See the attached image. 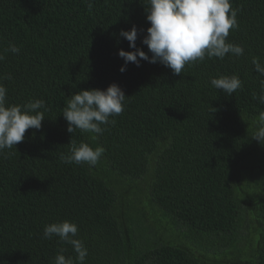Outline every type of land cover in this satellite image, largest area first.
<instances>
[{
    "label": "trees",
    "instance_id": "1",
    "mask_svg": "<svg viewBox=\"0 0 264 264\" xmlns=\"http://www.w3.org/2000/svg\"><path fill=\"white\" fill-rule=\"evenodd\" d=\"M91 2L89 10V0H0V83L7 104L43 99L48 108L41 129H29L16 148L5 149L10 155H0V264H55L60 249L75 258L58 236L43 237L46 225L63 221L78 225L75 239L88 249L85 264H230L227 256L178 242V234L176 244H151V237L138 242L133 213L139 211L128 202L127 188L118 192L119 182L142 179L151 162L152 207L182 223L190 237L233 243L246 206L263 225L252 264H264V145L253 140L264 111L258 99L264 76L253 64L258 59L264 66V0H232L238 27L226 42L242 46L243 55L205 57L179 76L143 60L120 71L119 51H134L122 30L135 26L137 48L152 55L142 43L151 27L149 0ZM11 44L20 52H10ZM234 74L242 88L230 96L210 83ZM114 83L128 98L123 113L110 117L115 125H101L102 135L69 133L66 100ZM71 141L102 146L105 153L95 166L64 163Z\"/></svg>",
    "mask_w": 264,
    "mask_h": 264
},
{
    "label": "clouds",
    "instance_id": "2",
    "mask_svg": "<svg viewBox=\"0 0 264 264\" xmlns=\"http://www.w3.org/2000/svg\"><path fill=\"white\" fill-rule=\"evenodd\" d=\"M149 4L146 12L151 27L147 29L148 34L142 43L152 55L149 57L148 53L137 48L138 29L135 26L130 31L122 30L120 36L134 49L119 51V56L125 61V66L120 69L122 73L127 70L128 63H135L139 67L143 60L153 64L159 62L179 76L186 65L202 62L205 57L223 59L228 54L243 55L242 46L226 42L230 30L238 27V9L232 7V0H149ZM92 7L93 3L89 0V10ZM8 50L14 54L20 52L15 44H11ZM3 59L4 56L0 55V60ZM253 64L256 72L264 76V66L259 60L254 59ZM210 83L229 96L242 88V81L236 74L211 78ZM127 99L124 91L115 83L106 90L79 91L66 100L62 116L68 122L67 131L73 134L79 129L85 133L102 135L106 128L101 125L114 126L116 121L110 117L123 113ZM258 99L264 103V82ZM47 111L43 99L23 105H8L7 88L0 83V155H10V152L5 153V149L16 148L17 144L25 140L29 129H41ZM255 123L253 140L264 145V111L259 113ZM70 145L69 153L61 155L64 163L95 166L105 153L104 147L93 148L86 142L77 145L71 141ZM77 234L78 225L70 221L45 226V239L58 236L60 241L71 245L76 253L75 258L66 257L63 254L65 250L60 249L55 264H85L88 249L82 240L75 239Z\"/></svg>",
    "mask_w": 264,
    "mask_h": 264
},
{
    "label": "rangeland",
    "instance_id": "3",
    "mask_svg": "<svg viewBox=\"0 0 264 264\" xmlns=\"http://www.w3.org/2000/svg\"><path fill=\"white\" fill-rule=\"evenodd\" d=\"M152 164L153 162L149 164L148 172L142 179L128 182V185L119 182L118 192L122 193L127 188L126 195L128 202L133 203L139 211L137 214L133 213L134 230L138 242H150L151 237V244L162 241H173L176 244L175 240H177L179 235L178 242L182 240L202 253L214 251L218 257L227 256L230 264H252L253 249L256 247L257 240L259 239V230L263 225H260L253 219L252 213L246 210V206L242 205V213L238 221V233L233 243L230 240L215 238L214 235L208 236L205 239L190 237L188 229L182 223L172 217H165L160 209L152 207L149 204V184L154 167ZM248 166L246 164V167ZM119 193L118 195H120ZM158 221L165 224L168 231L172 233H166L162 227H157ZM237 253H240V257L233 259Z\"/></svg>",
    "mask_w": 264,
    "mask_h": 264
},
{
    "label": "bare ground",
    "instance_id": "4",
    "mask_svg": "<svg viewBox=\"0 0 264 264\" xmlns=\"http://www.w3.org/2000/svg\"><path fill=\"white\" fill-rule=\"evenodd\" d=\"M52 105V104H51ZM53 137V136H52ZM43 147V146H42ZM47 163V162H46ZM138 180V179H137Z\"/></svg>",
    "mask_w": 264,
    "mask_h": 264
}]
</instances>
